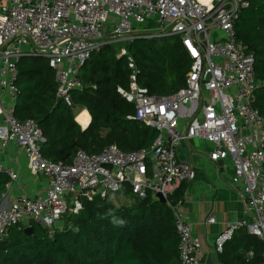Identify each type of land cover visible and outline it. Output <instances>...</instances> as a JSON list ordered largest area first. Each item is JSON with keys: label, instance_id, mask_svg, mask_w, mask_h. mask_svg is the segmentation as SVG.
I'll return each instance as SVG.
<instances>
[{"label": "built area", "instance_id": "2783aa9c", "mask_svg": "<svg viewBox=\"0 0 264 264\" xmlns=\"http://www.w3.org/2000/svg\"><path fill=\"white\" fill-rule=\"evenodd\" d=\"M246 4V0H0V144L12 140L22 149L26 168L45 179L37 195L16 193L7 203L0 196V239L11 225L29 220L40 223L51 236L60 213L76 212L81 198L104 197L123 183L135 197L149 193L156 198L157 192L164 197L178 236L179 264H200V239L182 215V199L171 203L167 197L175 183L193 177L191 165L176 156V146L198 137L210 142L211 160L229 161L246 215L215 234L213 249L219 251L234 228L243 225L261 241L259 264H264V121L251 103L261 81L254 77L253 51L234 29L239 9ZM109 15L114 16L112 21ZM152 15L159 24L156 30L133 26ZM144 32L178 35L190 57L182 86L154 94L138 84L124 43ZM105 43H115V54L126 57L127 84L117 85L116 91L133 103L128 117L153 126L156 135L148 148L122 150L109 143L96 152L76 148L68 163L51 161L41 153L43 136L37 124L13 115L15 61L32 52L45 57L53 70L56 96L75 109L69 90L81 85L78 67ZM0 170L9 179L16 176L2 164ZM213 220L211 213L204 218Z\"/></svg>", "mask_w": 264, "mask_h": 264}, {"label": "trees", "instance_id": "16d2710c", "mask_svg": "<svg viewBox=\"0 0 264 264\" xmlns=\"http://www.w3.org/2000/svg\"><path fill=\"white\" fill-rule=\"evenodd\" d=\"M234 21L236 37L253 51L254 77L261 81L253 90L252 105L264 121V0H246ZM136 66V79L149 93L166 94L185 82L190 57L178 35L149 36L144 33L124 43ZM115 43L93 50L78 67L80 87L69 90L78 109L85 108L89 120L80 127L74 107L55 94L53 70L38 53L20 55L16 61L13 115L29 118L43 136L41 153L49 160L68 163L76 148L96 152L109 143L122 150L148 148L156 129L128 117L133 103L125 100L116 86H126L129 68L124 55H116ZM264 175V160L262 162ZM7 179L0 170V190ZM185 180L167 195L171 203L182 199ZM128 194L127 185L118 189ZM76 212H65L61 225L51 236L34 220L29 233L24 224L8 227L0 239V264H179L177 242L170 207L151 197H137L129 204L113 203L108 195L81 198ZM125 221L117 226L113 219ZM234 230L217 258L221 264H259L262 243L253 234ZM251 248L245 257L240 251Z\"/></svg>", "mask_w": 264, "mask_h": 264}, {"label": "crops", "instance_id": "0c3cea01", "mask_svg": "<svg viewBox=\"0 0 264 264\" xmlns=\"http://www.w3.org/2000/svg\"><path fill=\"white\" fill-rule=\"evenodd\" d=\"M82 113L78 111L74 117L80 127H84L89 120V114L85 122L80 117ZM210 147L209 141L192 137L181 141L175 148L176 156L186 160L193 169V177L185 180L186 186L183 191L180 210L184 219L190 223L192 233L200 239V264H221L217 258L218 251L213 249V237L228 224L241 221L246 215L243 212L238 181L232 174L229 161L211 160L207 155ZM0 164L16 173L14 179H9L7 176L5 182H8V186L4 187L3 185L0 190L3 203H7L16 193L37 195L44 189L45 179L43 175L39 172H30L26 168L22 149L12 140H7L4 145L0 144ZM178 183L173 185L172 190ZM114 192L129 196L130 200L124 204H129L137 198L131 193L123 194L118 190ZM110 193L106 194L109 199ZM210 213L214 220L205 222L204 218ZM23 224L25 226L29 222ZM241 229H244L243 225L235 227L234 232L240 233L238 231ZM240 251L245 257L252 254L251 248H243Z\"/></svg>", "mask_w": 264, "mask_h": 264}, {"label": "rangeland", "instance_id": "374dc122", "mask_svg": "<svg viewBox=\"0 0 264 264\" xmlns=\"http://www.w3.org/2000/svg\"><path fill=\"white\" fill-rule=\"evenodd\" d=\"M109 21H112L114 19L113 15H109L108 16ZM133 26L140 31H153L156 30L157 28H159V24L155 21V15L150 16L149 18H145L143 21L141 22H134ZM78 108L74 109V112H76ZM82 117L83 120H85L88 117V113L87 112H83L82 115L80 116ZM86 122V120H85ZM198 137H194V139H197ZM110 200L114 203H127L129 199V196H124V195H120L117 194L116 192H111L109 194ZM67 213V211H66ZM58 225L62 224V221H58L57 223Z\"/></svg>", "mask_w": 264, "mask_h": 264}, {"label": "water", "instance_id": "95a60500", "mask_svg": "<svg viewBox=\"0 0 264 264\" xmlns=\"http://www.w3.org/2000/svg\"><path fill=\"white\" fill-rule=\"evenodd\" d=\"M156 198H157L159 201L164 202V197H163L159 192L156 193ZM63 215H64V213H60V214H59V217H63ZM31 228H32V226H31L30 224L25 225V226L23 227V231H24L25 233H29V232L31 231Z\"/></svg>", "mask_w": 264, "mask_h": 264}, {"label": "clouds", "instance_id": "9594fccd", "mask_svg": "<svg viewBox=\"0 0 264 264\" xmlns=\"http://www.w3.org/2000/svg\"><path fill=\"white\" fill-rule=\"evenodd\" d=\"M113 223L117 226H123L125 224V221L124 220H121V219H116L114 218L113 219Z\"/></svg>", "mask_w": 264, "mask_h": 264}, {"label": "bare ground", "instance_id": "6f19581e", "mask_svg": "<svg viewBox=\"0 0 264 264\" xmlns=\"http://www.w3.org/2000/svg\"><path fill=\"white\" fill-rule=\"evenodd\" d=\"M80 112H87V111L84 108H82V109H80Z\"/></svg>", "mask_w": 264, "mask_h": 264}]
</instances>
